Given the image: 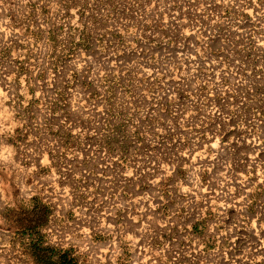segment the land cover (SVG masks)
Instances as JSON below:
<instances>
[{"label":"rangeland","instance_id":"rangeland-1","mask_svg":"<svg viewBox=\"0 0 264 264\" xmlns=\"http://www.w3.org/2000/svg\"><path fill=\"white\" fill-rule=\"evenodd\" d=\"M101 97L154 151L206 125L258 124L264 141V0H0V264L63 256L45 245L48 181L5 162V143L63 141L67 109Z\"/></svg>","mask_w":264,"mask_h":264},{"label":"bare ground","instance_id":"bare-ground-1","mask_svg":"<svg viewBox=\"0 0 264 264\" xmlns=\"http://www.w3.org/2000/svg\"><path fill=\"white\" fill-rule=\"evenodd\" d=\"M98 103L67 109L63 141L4 145L5 162L48 181L46 246L71 264H264L260 125H206L187 140L180 129L154 151L148 125L120 127ZM23 185L20 196L33 198Z\"/></svg>","mask_w":264,"mask_h":264},{"label":"trees","instance_id":"trees-1","mask_svg":"<svg viewBox=\"0 0 264 264\" xmlns=\"http://www.w3.org/2000/svg\"><path fill=\"white\" fill-rule=\"evenodd\" d=\"M49 259L50 257H48L47 255H44L43 259L41 258L39 262L40 264H54V263H51ZM55 264H71V262L67 259L66 256L63 255L62 257H60L59 261H57V263Z\"/></svg>","mask_w":264,"mask_h":264},{"label":"crops","instance_id":"crops-1","mask_svg":"<svg viewBox=\"0 0 264 264\" xmlns=\"http://www.w3.org/2000/svg\"><path fill=\"white\" fill-rule=\"evenodd\" d=\"M13 159H15V158H13ZM22 169V168H21Z\"/></svg>","mask_w":264,"mask_h":264}]
</instances>
